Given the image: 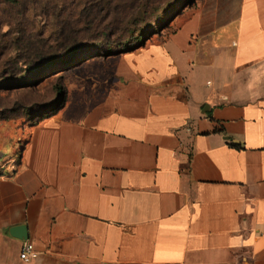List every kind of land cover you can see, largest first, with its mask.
Wrapping results in <instances>:
<instances>
[{
	"label": "crops",
	"instance_id": "1",
	"mask_svg": "<svg viewBox=\"0 0 264 264\" xmlns=\"http://www.w3.org/2000/svg\"><path fill=\"white\" fill-rule=\"evenodd\" d=\"M69 72L0 152V264H264V0H196Z\"/></svg>",
	"mask_w": 264,
	"mask_h": 264
},
{
	"label": "rangeland",
	"instance_id": "2",
	"mask_svg": "<svg viewBox=\"0 0 264 264\" xmlns=\"http://www.w3.org/2000/svg\"><path fill=\"white\" fill-rule=\"evenodd\" d=\"M195 3L0 0L1 154L17 156L31 127L64 104L69 71L96 55L122 50L126 45L117 41L122 34L143 43L160 32H170ZM105 34L111 36V44L103 42ZM2 161L0 174L6 164Z\"/></svg>",
	"mask_w": 264,
	"mask_h": 264
},
{
	"label": "trees",
	"instance_id": "3",
	"mask_svg": "<svg viewBox=\"0 0 264 264\" xmlns=\"http://www.w3.org/2000/svg\"><path fill=\"white\" fill-rule=\"evenodd\" d=\"M104 7H105V5H103V7H101V10ZM105 36H106V39H103V42L108 43V44H111L110 43V42H112L111 36H109L107 34H105ZM119 38L120 39H118V40L116 39V40L117 41H121V43L124 44V45H126V47H122L123 49L120 50V51H118V52H113V51H110L108 49L109 51L106 54H113V53L125 52V51L131 50L134 47H136L137 45L141 44V42H139V41L136 43V38H134V37L128 38L126 35H123L122 34ZM116 40H114V41H116ZM114 41H113L112 45L114 44ZM102 46H104V44H102ZM100 47H101V45H100ZM108 48H110V46H108ZM58 94H59V91H58Z\"/></svg>",
	"mask_w": 264,
	"mask_h": 264
},
{
	"label": "built area",
	"instance_id": "4",
	"mask_svg": "<svg viewBox=\"0 0 264 264\" xmlns=\"http://www.w3.org/2000/svg\"><path fill=\"white\" fill-rule=\"evenodd\" d=\"M36 256L35 247L33 242L27 240L21 250L20 257L23 260L29 261L31 258Z\"/></svg>",
	"mask_w": 264,
	"mask_h": 264
},
{
	"label": "water",
	"instance_id": "5",
	"mask_svg": "<svg viewBox=\"0 0 264 264\" xmlns=\"http://www.w3.org/2000/svg\"><path fill=\"white\" fill-rule=\"evenodd\" d=\"M11 234L20 239L28 238V230L26 225H18L11 229Z\"/></svg>",
	"mask_w": 264,
	"mask_h": 264
}]
</instances>
